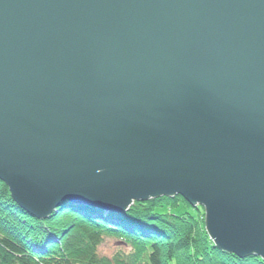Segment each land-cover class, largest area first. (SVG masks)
Here are the masks:
<instances>
[{
    "label": "water",
    "instance_id": "water-1",
    "mask_svg": "<svg viewBox=\"0 0 264 264\" xmlns=\"http://www.w3.org/2000/svg\"><path fill=\"white\" fill-rule=\"evenodd\" d=\"M0 181L37 220L182 196L264 261V0H0Z\"/></svg>",
    "mask_w": 264,
    "mask_h": 264
},
{
    "label": "trees",
    "instance_id": "trees-1",
    "mask_svg": "<svg viewBox=\"0 0 264 264\" xmlns=\"http://www.w3.org/2000/svg\"><path fill=\"white\" fill-rule=\"evenodd\" d=\"M94 211L65 202L36 220L0 181V264H264L220 251L203 209L181 197L135 203L120 216ZM107 240L117 245L112 255L100 253Z\"/></svg>",
    "mask_w": 264,
    "mask_h": 264
},
{
    "label": "bare ground",
    "instance_id": "bare-ground-1",
    "mask_svg": "<svg viewBox=\"0 0 264 264\" xmlns=\"http://www.w3.org/2000/svg\"><path fill=\"white\" fill-rule=\"evenodd\" d=\"M176 197V196H175ZM161 198H164V197H161ZM166 198V197H165ZM168 198H170V197H168ZM182 199H184L192 208H193V206L185 199V198H183V197H181ZM153 200V199H152ZM136 203V202H135ZM135 203L133 204V205H135ZM137 203H141V202H137ZM71 206H79V207H85L86 209H88V210H91V211H96V212H98L99 210H101L100 208H93V207H90V206H86V205H78V204H74V203H69ZM141 204H143V203H141ZM132 205V206H133ZM61 206V205H60ZM131 206V207H132ZM60 208V207H59ZM59 208H57V209H55L54 210V212L50 215V217H48V218H46V219H42L43 221H46V220H48L49 218H51L52 216H53V214L54 213H57V211H58V209ZM204 209V208H203ZM94 211V212H95ZM129 210H127L126 212H119V211H106V212H101L102 213V217L103 216H108V214H113L114 216H120V215H126L127 214V212H128ZM27 213V212H26ZM101 213H96V215L97 214H101ZM205 215H206V213H204ZM30 216V215H29ZM33 218V217H32ZM35 219V218H34ZM41 220V221H42ZM205 222H206V220H205Z\"/></svg>",
    "mask_w": 264,
    "mask_h": 264
},
{
    "label": "rangeland",
    "instance_id": "rangeland-1",
    "mask_svg": "<svg viewBox=\"0 0 264 264\" xmlns=\"http://www.w3.org/2000/svg\"><path fill=\"white\" fill-rule=\"evenodd\" d=\"M176 197H182V196H176ZM157 199H160V198H157ZM153 200H156V199H153ZM149 201H147V202H144V203H148ZM67 203H69V202H67ZM137 203V202H136ZM143 203V204H144ZM71 206V205H70ZM134 206V205H133ZM196 207H200V208H202L203 209V207L201 206V205H197ZM131 209V207L128 209V210H130ZM103 211V210H102ZM203 211H204V213H206V211H205V209H203ZM103 212H105V211H103ZM205 220H206V215H205V218H204ZM37 220V219H36ZM205 226H206V222H205ZM206 231H207V228H206ZM207 234H208V232H207ZM208 236H209V234H208ZM210 237V236H209ZM211 239V238H210ZM212 240V239H211ZM214 243V242H213ZM116 249H117V245L115 244V242L113 241V240H107L106 242H105V244L100 248V253H102L103 255H105V254H107V255H112V254H114L115 252H116ZM220 251H222V250H220ZM224 252V251H223ZM225 253H227V252H225ZM228 254H230V253H228ZM233 255V254H232Z\"/></svg>",
    "mask_w": 264,
    "mask_h": 264
}]
</instances>
